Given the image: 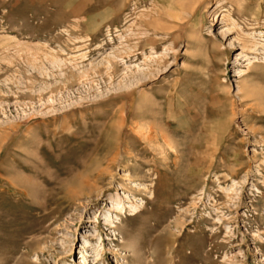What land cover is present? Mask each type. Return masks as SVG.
Here are the masks:
<instances>
[{
  "label": "rangeland",
  "instance_id": "obj_1",
  "mask_svg": "<svg viewBox=\"0 0 264 264\" xmlns=\"http://www.w3.org/2000/svg\"><path fill=\"white\" fill-rule=\"evenodd\" d=\"M82 252L264 264V0H0V264Z\"/></svg>",
  "mask_w": 264,
  "mask_h": 264
},
{
  "label": "bare ground",
  "instance_id": "obj_2",
  "mask_svg": "<svg viewBox=\"0 0 264 264\" xmlns=\"http://www.w3.org/2000/svg\"><path fill=\"white\" fill-rule=\"evenodd\" d=\"M255 22V21H254ZM246 99V98H245ZM79 182V181H78ZM66 198V197H65ZM71 198V197H70ZM68 200V199H67ZM71 200V199H70ZM69 200V201H70ZM136 208L135 209H132L130 212H132V213H134V214H137V213H135L136 212ZM116 211V210H115ZM110 225V224H109ZM112 227V226H111ZM97 250V249H96ZM99 250V249H98ZM99 254V252H97V254L96 255H98ZM86 257H87V255L85 254V252H82V255H81V257L79 258V262H77L78 264H84L85 263V261H86ZM97 257L98 256H95L94 255V260L95 259H97Z\"/></svg>",
  "mask_w": 264,
  "mask_h": 264
}]
</instances>
